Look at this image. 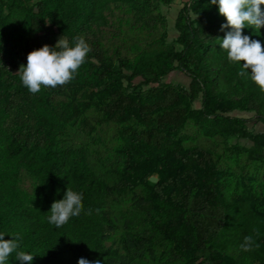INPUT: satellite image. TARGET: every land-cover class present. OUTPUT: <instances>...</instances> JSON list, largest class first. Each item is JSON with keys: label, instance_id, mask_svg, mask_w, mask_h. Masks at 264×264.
<instances>
[{"label": "trees", "instance_id": "trees-1", "mask_svg": "<svg viewBox=\"0 0 264 264\" xmlns=\"http://www.w3.org/2000/svg\"><path fill=\"white\" fill-rule=\"evenodd\" d=\"M173 1L0 0V231L31 264H264V132L248 125L264 123V90L228 60L208 0L183 3L169 43ZM63 34L87 40L85 62L30 92L21 64ZM175 70L188 88L163 82ZM68 186L83 210L56 227L48 210Z\"/></svg>", "mask_w": 264, "mask_h": 264}, {"label": "clouds", "instance_id": "clouds-1", "mask_svg": "<svg viewBox=\"0 0 264 264\" xmlns=\"http://www.w3.org/2000/svg\"><path fill=\"white\" fill-rule=\"evenodd\" d=\"M208 3L217 5L219 13L226 17L221 28L228 30L218 43L227 51L228 60L240 64L242 70H247L250 78L264 90V43L243 31L245 27H252L253 32L264 35L261 33V26L264 25V0H208ZM194 15L196 17L197 13ZM89 51L90 45L84 37L77 36L69 40L63 34L55 44L45 43L32 49L27 55V62L21 64L18 73L23 85L30 92L37 93L42 86L55 87L70 81L85 62ZM241 74L244 75L245 72L242 71ZM82 200V191L68 186L62 198L53 200L48 210V222L61 227L70 218L78 217L83 210ZM87 211L91 212V209ZM7 233L11 234V238H5ZM21 239L18 233L0 231V264H7L14 252L15 256L12 257L17 258L21 264L25 261L31 264L35 253L22 250ZM240 246L245 250L253 249L256 246L255 237L246 235ZM78 264H102V261L81 256Z\"/></svg>", "mask_w": 264, "mask_h": 264}, {"label": "rangeland", "instance_id": "rangeland-1", "mask_svg": "<svg viewBox=\"0 0 264 264\" xmlns=\"http://www.w3.org/2000/svg\"><path fill=\"white\" fill-rule=\"evenodd\" d=\"M188 0H174L171 5L168 6H162V11L165 14L167 21H168V42L169 43H175V40L177 39L178 32L175 29V22L178 15L179 10L183 6V3ZM60 36L58 35L57 39ZM178 47L179 45L176 44ZM163 82L170 83L174 86H180L184 88H188L191 82V78L187 76L184 72L180 70L172 71L167 77L163 79ZM244 117H251L252 113H244ZM248 125L251 129H255L256 131L264 132V123L261 121H258L256 119H252L248 122ZM230 142L233 144L239 143L245 146H250L252 144V141L248 138H239V137H233ZM24 186L33 188V180L24 174Z\"/></svg>", "mask_w": 264, "mask_h": 264}, {"label": "water", "instance_id": "water-1", "mask_svg": "<svg viewBox=\"0 0 264 264\" xmlns=\"http://www.w3.org/2000/svg\"><path fill=\"white\" fill-rule=\"evenodd\" d=\"M150 180H152V181L156 182V181H158V177H157V176H154V175H152V176L150 177Z\"/></svg>", "mask_w": 264, "mask_h": 264}]
</instances>
